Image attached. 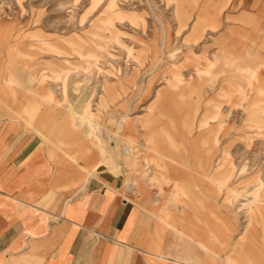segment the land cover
Segmentation results:
<instances>
[{"label":"rangeland","instance_id":"374dc122","mask_svg":"<svg viewBox=\"0 0 264 264\" xmlns=\"http://www.w3.org/2000/svg\"><path fill=\"white\" fill-rule=\"evenodd\" d=\"M230 2L218 35L226 25L251 23L230 16L238 0ZM205 3L0 0V23L15 25V42L37 52L40 88L60 89L70 103L86 105L71 119L87 124L96 168L126 188L162 176L133 175L142 158L151 169L160 170L150 159L168 164L173 178L226 214V263L240 264L247 238L264 236V90L254 83L260 65L253 52L240 56L226 40L184 38L200 24L192 14ZM159 92L165 107L150 125ZM258 187L263 205L251 214L245 204Z\"/></svg>","mask_w":264,"mask_h":264},{"label":"crops","instance_id":"0c3cea01","mask_svg":"<svg viewBox=\"0 0 264 264\" xmlns=\"http://www.w3.org/2000/svg\"><path fill=\"white\" fill-rule=\"evenodd\" d=\"M206 1L192 14L200 24L184 38L226 40L240 56L253 52L260 65L254 83L264 90V0H238L229 15L251 23L226 25L220 35L232 2ZM15 32L0 23V264H227L226 214H216L213 200L197 198L155 159L150 163L160 170L142 158L132 174L162 176L138 186L106 178L96 168L98 152L88 151L87 124L71 119L86 105L38 86V54L16 43ZM161 92L150 125L165 107ZM247 239L240 264H264L263 234Z\"/></svg>","mask_w":264,"mask_h":264},{"label":"bare ground","instance_id":"6f19581e","mask_svg":"<svg viewBox=\"0 0 264 264\" xmlns=\"http://www.w3.org/2000/svg\"><path fill=\"white\" fill-rule=\"evenodd\" d=\"M88 120H91V117L88 118ZM261 194V187H258L254 192L251 193V196L248 197L249 200H247V203L245 206H247L250 209L251 214L255 212V210L263 205V199ZM240 206V205H239ZM244 206V205H242ZM240 211H238V214ZM259 214H257L258 216ZM254 217V216H252Z\"/></svg>","mask_w":264,"mask_h":264}]
</instances>
